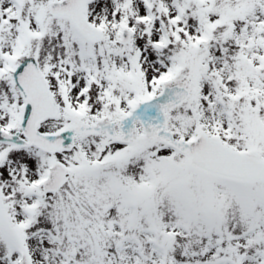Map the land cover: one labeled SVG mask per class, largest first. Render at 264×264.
Here are the masks:
<instances>
[{
	"label": "snow or ice",
	"instance_id": "snow-or-ice-1",
	"mask_svg": "<svg viewBox=\"0 0 264 264\" xmlns=\"http://www.w3.org/2000/svg\"><path fill=\"white\" fill-rule=\"evenodd\" d=\"M0 264H264V0H0Z\"/></svg>",
	"mask_w": 264,
	"mask_h": 264
}]
</instances>
